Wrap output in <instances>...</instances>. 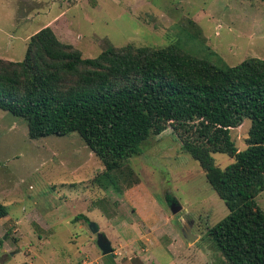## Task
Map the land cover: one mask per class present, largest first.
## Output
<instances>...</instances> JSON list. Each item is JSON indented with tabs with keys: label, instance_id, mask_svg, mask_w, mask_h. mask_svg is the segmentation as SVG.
<instances>
[{
	"label": "rangeland",
	"instance_id": "374dc122",
	"mask_svg": "<svg viewBox=\"0 0 264 264\" xmlns=\"http://www.w3.org/2000/svg\"><path fill=\"white\" fill-rule=\"evenodd\" d=\"M45 27L84 59L130 44L175 45L222 68L264 60V0H0V59L22 62ZM250 127L245 120L232 130L241 150ZM141 147L123 163L140 183L124 190L116 173L96 182L105 168L77 133L34 140L25 119L0 110V204L8 213L0 219V264H107L89 224L73 223L79 214L99 225L118 264H225L207 228L229 210L199 162L171 129ZM213 158L221 168L233 162ZM256 202L264 210V192ZM183 220L194 223L193 244ZM153 221L152 242L141 240Z\"/></svg>",
	"mask_w": 264,
	"mask_h": 264
},
{
	"label": "trees",
	"instance_id": "16d2710c",
	"mask_svg": "<svg viewBox=\"0 0 264 264\" xmlns=\"http://www.w3.org/2000/svg\"><path fill=\"white\" fill-rule=\"evenodd\" d=\"M0 110L25 119L34 140L77 133L105 168L96 182L116 173L124 190L140 183L124 161L171 129L229 210L207 228L225 264H264V210L256 202L264 192V60L222 68L175 45L130 44L84 59L45 27L22 62L0 59ZM245 120L241 150L232 130ZM215 154L233 162L218 167ZM7 215L0 204V219ZM78 222L91 221L79 214Z\"/></svg>",
	"mask_w": 264,
	"mask_h": 264
},
{
	"label": "water",
	"instance_id": "95a60500",
	"mask_svg": "<svg viewBox=\"0 0 264 264\" xmlns=\"http://www.w3.org/2000/svg\"><path fill=\"white\" fill-rule=\"evenodd\" d=\"M181 211V208L176 209L173 211V214H178ZM183 233L185 238L193 244L197 240V236L193 234V225L194 223H188L187 221L183 220ZM90 230L92 234L97 237V245L104 257H106L111 264H118L115 259V252L112 246V243L107 238V236L100 231V227L96 223L89 224Z\"/></svg>",
	"mask_w": 264,
	"mask_h": 264
},
{
	"label": "crops",
	"instance_id": "0c3cea01",
	"mask_svg": "<svg viewBox=\"0 0 264 264\" xmlns=\"http://www.w3.org/2000/svg\"><path fill=\"white\" fill-rule=\"evenodd\" d=\"M151 204V203H150ZM153 205V204H152ZM154 211H155V209H153ZM154 222V225H153V230H151V229H149L150 231L148 232L149 234H148V236H150V237H148L147 235H145V236H141V240H144L143 238H146V241L147 242H152V238L151 237H153L154 238V230H155V227H156V221H153ZM133 234V232L131 233V234H129L127 237L129 238V239H127V245H126V247H130V248H132L133 249V246H134V244H133V242L131 241V235ZM156 242V243H155ZM154 243L155 244H158L159 242L156 240V239H154ZM154 244V245H155ZM144 251L146 250V249H143ZM135 257H138L137 256V254L135 255ZM139 258V257H138ZM133 258H129L128 260L130 261V260H132ZM81 264H88L87 262H83V263H81ZM126 264H129V262H126Z\"/></svg>",
	"mask_w": 264,
	"mask_h": 264
}]
</instances>
